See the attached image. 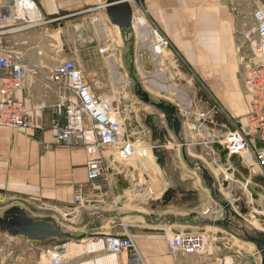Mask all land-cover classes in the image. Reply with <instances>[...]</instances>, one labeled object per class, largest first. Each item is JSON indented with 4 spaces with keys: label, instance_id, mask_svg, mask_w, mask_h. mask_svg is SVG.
Returning <instances> with one entry per match:
<instances>
[{
    "label": "crops",
    "instance_id": "obj_1",
    "mask_svg": "<svg viewBox=\"0 0 264 264\" xmlns=\"http://www.w3.org/2000/svg\"><path fill=\"white\" fill-rule=\"evenodd\" d=\"M35 1L40 17L30 19L34 23L25 21L27 25H23L25 22L20 19H0V41L12 53L25 54L27 67H46L45 55L49 50L44 41L49 38V31L56 26L67 27L78 19L75 28L80 39L86 36L87 40L85 45L79 44L76 57L80 68L97 96L123 110L116 99L121 98L130 83L134 86L131 94L137 95L135 86L140 81L134 77L136 70L124 74L123 64L128 60L125 58L120 63L114 47H119L122 53L125 45H114V36H127L132 28L115 29L106 8L107 0ZM205 1L208 6L209 1ZM191 2L198 6V0ZM256 2L264 4V0ZM160 3L176 4L166 0ZM208 9L194 15L188 11L167 13L168 34L176 36L180 51L188 55L190 63H201L196 70L203 82L230 83L235 81L238 61L227 44L228 27L225 22H219L214 7ZM179 16H184L186 22L179 24ZM94 36H97L96 45L91 42ZM188 39L192 42L188 43ZM38 51L43 53L40 57ZM225 67H230L228 74L217 76L215 69L223 72ZM159 71L149 81L160 86L164 79L170 83ZM169 88L180 98L182 90L171 83ZM225 95L222 100L229 104L227 115L236 119L235 130L243 131L248 103ZM63 97H66L64 93L49 82L34 77L26 78L18 93L31 118L41 117ZM177 110L182 117L179 135L174 127L172 133L167 129V137L159 141H153L150 127L143 139L129 133L137 144L155 148L146 158L132 160H122L115 148L103 151L107 177L95 185L87 179V150L58 142L50 125L37 123L34 131L23 132L0 127V217L19 206L34 219H53L72 240L61 264H262L255 239L264 235V171L225 150L223 141L233 130L227 128L218 134L215 127H208L211 122L204 120L203 125L204 106L198 105L193 112ZM212 110L207 113L213 121ZM194 125H201L199 131L193 129ZM204 135L210 139H202ZM253 143L260 144L255 138ZM155 150L165 154L164 167L158 164ZM204 170L209 172L212 183L207 181ZM224 171H231L229 185L223 178ZM169 190L173 192L167 200ZM79 193L84 197L82 204L74 198ZM177 232L203 233L208 238V247L198 253L170 254L166 239ZM108 237H130L135 248L112 253L107 249ZM55 240H32L2 231L0 227V264H50V255L58 246Z\"/></svg>",
    "mask_w": 264,
    "mask_h": 264
},
{
    "label": "rangeland",
    "instance_id": "obj_2",
    "mask_svg": "<svg viewBox=\"0 0 264 264\" xmlns=\"http://www.w3.org/2000/svg\"><path fill=\"white\" fill-rule=\"evenodd\" d=\"M160 1L161 0H130L129 3L133 12L134 29L132 28L129 32L130 34L127 36L117 34V32V35L114 36V45L118 46V44L120 45L122 43L125 45V51L123 49L124 52L122 51V53L120 52L121 49H119V47H114V52L116 53L115 57L119 59L120 63L124 61L125 58L128 60V62L126 61L124 64L122 62L124 65V74H129L130 69L136 70V73H134L135 79L140 81L138 84L141 87V90L148 93L151 98L150 103H146L143 97H138V95L135 93L131 94L134 86L130 83L129 86L123 90L124 93L121 94V98L116 99L115 102L120 103L121 106H123V110L125 111L123 118L125 117L126 120L125 127L127 131L130 134L133 133L135 138L143 139V136H145L148 128L150 127L152 139H154L153 141H159L162 134L165 135L164 137H167L166 130L169 129V131H172L173 125L168 124L164 111L158 107V104L160 103H164L166 106L172 105L181 111L187 110L190 112L195 111L198 105L204 106L205 112L201 113V119H203L201 122L203 125L206 124V121H210L212 119L210 118L207 111L209 109H214V124L209 123L208 127H215L218 134L226 132L225 130H227V128L235 130L234 123L236 126H238V123L236 122V119L228 117L226 107L229 104L222 100V96L224 94H230V97L232 96L242 99L248 103V107L250 109V99L245 92L244 79L247 69L257 63V56L255 54L257 42L256 23L253 18V12L260 6L264 7V4L257 5L256 0H208L209 5L205 6L207 4L205 0H198V6L196 7L191 5V0H166L170 3H176L172 6H170V4H167L168 6L162 5ZM183 1L185 3H183ZM212 7H214V9H212ZM203 9H212L214 14L219 16V22L223 21L227 24V31L229 32L227 44L232 47V55L238 61L236 68L237 73L235 74L234 78L236 82L231 80L232 82L230 83L211 85L210 83L207 84L203 82L200 78V74L196 70V66L201 65V63H196L194 61V64L190 63L188 55L185 52L180 51L181 44L176 41V36L168 34L169 30L166 26V23L169 22L168 19L166 21V18L168 17L167 13L181 14L182 12L188 11L191 13V15H194V13H200V11ZM204 16L207 19L206 14H204ZM19 17L20 18L18 19L22 20L23 22H31L30 19L25 20L21 19V16ZM140 17L145 20V24L142 27L143 29H148V34L141 30L142 27L139 25ZM194 19L195 16L191 18L192 21ZM26 22L23 25H27ZM185 22L186 20H184V16H179L178 23L182 24ZM78 24L79 20L76 19L75 21L68 23L67 27L61 28L56 26L52 31H49L50 36L48 39L45 38L44 41V46H47L49 50L47 56L45 55L48 63V66L46 67H27L28 63L26 55L22 53L17 54L19 58L21 57L26 63V78L34 77L39 80L47 81L53 85L58 92L64 93L65 96H70V93L61 91L55 84H53L49 80V76L51 71L56 66L66 60L72 59L79 64L76 57L78 54L79 44L81 42L85 45L87 40L86 36H83L80 39L78 29L75 28ZM115 27V29H119V26L116 25ZM186 27V25H183V28ZM118 32L120 33V31ZM191 33L193 34V32ZM158 37H161L163 40L162 52L161 49H159L161 53L157 55L158 68L162 71L164 77H166L175 88L182 90L190 97L192 102L190 107H187L185 101H182L178 97L179 94L177 92L163 91L158 88L157 84L153 85L149 81L150 76L151 78H156L157 69L154 63V50L155 47L160 44V42H158ZM96 38L97 36L92 37V44H97ZM187 42L191 43L192 41L188 39ZM23 46L25 45L23 44ZM37 54L40 57L43 53L38 51ZM171 55L173 56L171 57ZM115 57L114 60H116ZM100 62L104 61L101 59ZM229 69L230 67H225L223 73L220 69L216 68V75L220 77L223 74L222 76H224V74H228L227 71H229ZM120 92H122V90ZM111 102L114 101L111 100ZM206 102H208V105ZM58 104L59 102H56L52 109L50 108L48 111H45L43 113L44 115L41 116V121L39 120L41 117L38 118L34 115H32V119L36 122V124L39 123V125H50V130L52 133L53 126L55 124H59L60 126L64 127L69 126L70 123H73L72 125L74 126L83 124L82 127L84 129L91 126L90 121L84 114H82L81 119H78L80 116H71L66 108H62V112L59 113ZM47 112L50 113L46 114ZM182 114H184V112H182ZM204 119H206V121H204ZM200 127L201 125L197 126L198 129ZM198 129L195 131H199ZM171 131L170 133H172ZM201 138L205 140L210 139L207 135H204V137L202 136ZM220 138L222 137L220 136ZM211 139H213L212 136ZM72 146L78 147L81 145L73 144ZM110 148L113 147H106L102 151L108 150ZM211 157L212 159L214 158L212 155ZM229 173H231V171H224L223 173V178L226 183H228V185L230 180H226V176L229 177ZM3 212L4 210H2L1 214ZM63 229L68 231L65 227ZM54 242L58 243V245L67 243L66 253H68L72 240L70 239V236H67L66 239L63 240L56 238ZM47 244H52V242ZM40 247L42 248L41 245ZM39 252L41 254V250Z\"/></svg>",
    "mask_w": 264,
    "mask_h": 264
},
{
    "label": "built area",
    "instance_id": "obj_3",
    "mask_svg": "<svg viewBox=\"0 0 264 264\" xmlns=\"http://www.w3.org/2000/svg\"><path fill=\"white\" fill-rule=\"evenodd\" d=\"M35 0H0V19H18L17 7ZM38 8V7H37ZM28 10V9H26ZM31 11V8H30ZM141 18V17H140ZM139 18V19H140ZM256 23V48L257 63L249 67L245 73L244 88L250 99V109L247 115L246 128L230 131L223 141V147L232 156L242 157L250 165H257L264 171V7H258L253 12ZM21 19H31L28 15ZM134 29V25L132 27ZM159 45L155 50L161 49L163 40L158 37ZM160 52V53H161ZM26 80V65L22 58L9 51L3 41H0V127L14 131H34L36 122L30 117L27 105L18 98ZM49 80L61 91L70 93L63 97L58 104V112L66 108L74 117L84 114L91 126L84 129L81 125L53 126L55 139L67 145H81L87 150L86 163L87 179L91 184H97L106 179L107 168L102 156V150L113 147L122 160L146 158L150 150L148 147L134 142L125 127L124 110H118L112 103L100 98L94 93L75 60H66L56 66L50 73ZM203 117V116H202ZM206 120V119H204ZM212 124L214 121L210 120ZM197 130V126H193ZM259 145L253 143V139ZM226 180L232 181L230 176ZM75 201L84 203L81 193L75 195ZM107 249L112 253L131 251L135 244L130 237H108ZM170 254L179 251L198 253L208 247V238L203 233L177 232L166 239ZM67 243L58 245L51 254V264H61L67 255Z\"/></svg>",
    "mask_w": 264,
    "mask_h": 264
},
{
    "label": "water",
    "instance_id": "obj_4",
    "mask_svg": "<svg viewBox=\"0 0 264 264\" xmlns=\"http://www.w3.org/2000/svg\"><path fill=\"white\" fill-rule=\"evenodd\" d=\"M130 0H107L106 8L113 21V23L121 30L131 29L133 27V12L129 3ZM143 97L144 101L150 103V96L148 93L140 90L138 93ZM158 107L164 111L167 121L173 125L176 134H180L182 129V122L180 114L176 107L166 106L164 103L158 104ZM164 140V134L161 135ZM155 157L158 158V164L161 167L165 166V154L161 151H154ZM206 179L212 183V177L207 170H204ZM173 190H169L166 194V199L170 200ZM0 227L2 231H8L12 234H22L32 240H49L51 238L66 239L67 235L64 234L59 225L50 218L34 219L19 206L10 208L4 215L0 217ZM260 249L262 256V264H264V235L259 239H255Z\"/></svg>",
    "mask_w": 264,
    "mask_h": 264
},
{
    "label": "bare ground",
    "instance_id": "obj_5",
    "mask_svg": "<svg viewBox=\"0 0 264 264\" xmlns=\"http://www.w3.org/2000/svg\"><path fill=\"white\" fill-rule=\"evenodd\" d=\"M30 8H31V11H30ZM26 9H28V10H26ZM17 10H18L19 16H21V17H23L25 15H28L31 18V20H35V19L40 17V12H39L38 8L32 2L19 5L17 7ZM139 20H140L139 21V25L141 27L144 26L145 20L143 18H140ZM141 30H143V32L146 33V34L149 33L148 29H146V28L143 29V27H142ZM150 51H152V50H150ZM158 54H160V50L159 49L158 50H154V56H155V62L154 63H155V66H158V56H157ZM156 69H157L156 70L157 73L160 74L159 69L158 68H156ZM161 75L163 76V74H161ZM161 80H163V79L161 78ZM164 80H165V82L162 83V86L158 85V88H160L161 90L168 91V90H170V88H169L170 87V83H168L166 81V79H164ZM180 98L182 99V101H185V104H186L187 107L191 106V104H192L191 99L185 92L181 93Z\"/></svg>",
    "mask_w": 264,
    "mask_h": 264
},
{
    "label": "flooded vegetation",
    "instance_id": "obj_6",
    "mask_svg": "<svg viewBox=\"0 0 264 264\" xmlns=\"http://www.w3.org/2000/svg\"><path fill=\"white\" fill-rule=\"evenodd\" d=\"M140 90H141V87L138 85V86H137V90H136L137 95H138V93L140 92ZM138 96H139V95H138ZM168 106L173 107V106H171V105H168Z\"/></svg>",
    "mask_w": 264,
    "mask_h": 264
}]
</instances>
